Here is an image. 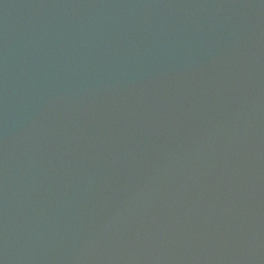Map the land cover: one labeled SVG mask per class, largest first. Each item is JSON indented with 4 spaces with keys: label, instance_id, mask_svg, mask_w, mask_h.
<instances>
[{
    "label": "water",
    "instance_id": "95a60500",
    "mask_svg": "<svg viewBox=\"0 0 264 264\" xmlns=\"http://www.w3.org/2000/svg\"><path fill=\"white\" fill-rule=\"evenodd\" d=\"M0 264H264V0H0Z\"/></svg>",
    "mask_w": 264,
    "mask_h": 264
}]
</instances>
